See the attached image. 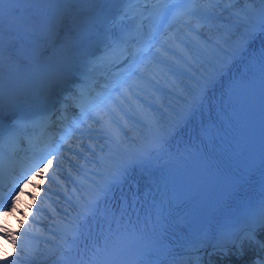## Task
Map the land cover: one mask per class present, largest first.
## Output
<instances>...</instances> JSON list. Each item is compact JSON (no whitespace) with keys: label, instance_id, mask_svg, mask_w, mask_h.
Here are the masks:
<instances>
[{"label":"snow or ice","instance_id":"6c2138e0","mask_svg":"<svg viewBox=\"0 0 264 264\" xmlns=\"http://www.w3.org/2000/svg\"><path fill=\"white\" fill-rule=\"evenodd\" d=\"M22 3L81 6L79 11L85 24L78 30V35L85 36L94 48L84 50L79 66L73 65L64 73L65 78H72L74 87L58 102L52 103L43 95V90L39 97L26 98L16 89L15 106L8 110L11 115L6 114L5 106L0 107V217H15L26 185L39 187L35 184L37 179L57 182L61 165L65 163L64 154H73L79 147L76 142L90 137L94 126L99 125L96 131L106 137L108 153L100 157V167L92 173L100 179L89 180L75 197L76 215L68 224L63 243L58 246L62 251L57 264H64L65 253L73 252L76 241L82 232L88 230L90 221L110 215L103 244L98 243L88 258L81 257L75 264H126L122 258L126 249L141 241L150 243L160 255L136 264H204L200 252L208 241L207 234L194 241L185 233L183 240L177 239L181 248L171 250L164 244L166 237L157 234L161 221L167 223L164 213L172 208L170 196L154 202L150 235L147 227L143 232L125 227L123 213L117 220L108 205L134 163L165 157L168 135L205 105L209 92L237 58L241 61L246 58L247 73L239 83L234 81L232 87L264 89V44H259L258 49L252 47L264 39V0H128L126 3L121 0H2L0 54L5 62V53L8 52L10 91L12 70L18 68L14 61L13 37L20 27L14 19L20 9L11 6ZM241 4L244 7H240ZM224 6H228L234 18V22L224 29L229 39L223 45L217 43L214 46L210 40L188 42L190 34L201 35V28L217 29L219 17L216 11ZM70 10L49 12L51 22L48 27L63 24ZM6 13L9 17L7 46ZM43 15L40 10H35L33 21L41 23ZM208 50L213 53L211 58L203 55ZM170 51L179 53L183 59L169 55ZM165 61H171L190 74L192 79L187 86L168 73ZM172 77L175 79H170ZM100 79L104 81L102 88ZM161 81L177 89L181 99L177 100L176 106H168L166 113L156 115L160 110L152 105H147L151 111L144 110L141 93L148 89L156 93L154 84ZM70 104L78 109L71 120L67 114ZM163 115L167 119H163ZM130 122L134 127L146 129L138 130V138L132 141L124 135ZM201 132L212 141V129L202 127ZM54 167L56 171L49 176L45 169ZM229 172L226 183L218 190L220 199L217 204L221 208L237 209L238 219L222 238L212 244V255L244 257L248 248H255L258 258L251 264H264V199L258 194L252 196L253 190L258 193L261 182L259 148L246 154L243 162L236 164L235 170L230 168ZM165 181L164 174L160 173L158 190ZM6 186L9 187L5 198ZM49 197H45V202ZM112 224L116 227L113 228ZM175 227L183 231L179 223ZM29 232L30 229L13 232L0 223V241L10 243L16 249L15 257L10 258L0 245V264H32L38 249L29 247ZM185 247L192 252L189 260L167 258L183 255ZM208 264H212L211 260Z\"/></svg>","mask_w":264,"mask_h":264},{"label":"bare ground","instance_id":"6f19581e","mask_svg":"<svg viewBox=\"0 0 264 264\" xmlns=\"http://www.w3.org/2000/svg\"><path fill=\"white\" fill-rule=\"evenodd\" d=\"M0 2H2V0H0ZM8 6H6L7 8ZM13 8H18L20 9V14L15 17V23L16 24H26V23H30V20L33 19V16L35 15V10H40L43 14L45 10L49 9L50 7L46 6V5H35V4H26V3H22V4H18V5H13L11 6ZM240 7H244L243 4L240 5ZM216 15L220 18L219 20L216 21V25H217V29L213 30V31H209L207 28H201L199 29L201 35L199 37H196L194 35H189V40L188 42H193V41H199L200 43H205L207 41H211L212 45L214 46L217 43H220L221 45H223L225 40L229 39V36L227 34V32L224 30L227 25L230 22H234V18L231 15V11L228 8V6H224L222 9L217 10L216 11ZM9 17L6 13L5 15V35L9 32ZM234 38V37H233ZM169 55H173L175 56L177 59L182 60L183 58L180 56L179 53H176L174 51H170ZM203 55L205 57L211 58V56L213 55V53L211 52V50L205 51L203 52ZM166 70L168 71V73L172 76H174L177 80L181 81L182 83L185 84V86H187V82L192 79V77L190 76L189 73L185 72L184 70H182L181 68H179L176 64L172 63L171 61H165L164 62ZM174 77L170 78V79H175ZM154 87H157V92L153 93L151 89H148L146 93H141V101L144 103V110L145 111H151V109L147 108V105H152L154 109H159L160 112L155 113L156 115H162L164 113H166L167 111H169L168 106L172 105V106H176L177 104V100L181 99L179 97V92L177 89L173 88V86L170 83H165L164 81H161L160 84H154ZM130 115H136L135 113H130ZM139 118V117H137ZM163 119H167L166 115H163ZM182 125V124H181ZM179 125V126H181ZM97 127H99V125H96ZM178 126V127H179ZM177 127V128H178ZM176 128V129H177ZM175 129V131H176ZM141 130L139 129V126H133L130 122L129 126L127 128H125L124 131V135L125 138L128 141H132L133 139H137V131ZM141 131H146V129H142ZM174 131V132H175ZM174 132H172L170 135H168L167 137V141L169 139L172 138V135L174 134ZM100 132H97V134H99ZM103 134V133H102ZM102 147L105 149L103 154L106 155L108 153V141L105 142V144H102ZM168 151V148H167ZM76 153V151H75ZM71 160H67V162H70ZM82 172H84V177H83V181L87 184L89 180H99L100 177L98 175H92V173L96 172V171H87V170H82ZM50 176V175H49ZM35 184L39 185V186H44L45 185V181H41V182H36ZM31 184L28 187L29 190H27L25 192V197L23 199V202H21L20 205H18V211L15 214V217L9 216L10 218L18 219L19 223L17 226L12 225V221L9 220V217L4 218V220L2 221V223L8 227L11 231L13 232H24L25 230H29L28 228V224H33L34 228H36L34 231H30L29 232V236L31 235L34 238H38L39 241H42L43 245L47 240H49V242H47V244H45L43 246V249L46 252V255L51 258V257H55L59 251L61 250L58 246L61 245L63 243V237L65 236L67 229H61V227L59 226H55L52 225V222H63L64 225L68 226L69 222L72 221V217L76 215V211H75V206H74V210H72V214L71 216H69V219H65L63 216H56V214H52L53 210L52 207L49 205L47 207L46 210L47 212H43L41 216L35 215V214H31L33 211L31 209V203L28 200V196L27 194L29 193L30 189H31ZM55 189H58V187H55ZM81 192V191H80ZM78 192V194L80 193ZM77 194V195H78ZM76 200V198H75ZM32 201H33V197H32ZM77 203V201H76ZM75 203V205H76ZM45 203L43 204H39V206H44ZM38 206V205H36ZM23 212V215H20V213ZM39 223H46L45 226H42L43 229H46L45 231H42L41 229H39L40 227L37 226V224ZM39 229V230H37ZM57 230L55 235H52L51 233L48 234L49 238H46L45 236H41L40 233L42 234V232L47 233L48 230ZM0 245L3 246L4 249H8V248H14L15 246L11 245L10 243H1ZM51 247L52 249L50 250ZM30 248L32 249H38L35 247H31L29 245ZM51 251V252H50ZM42 252V249H38L35 258L37 259H41L43 257L40 256V253ZM50 252V253H49ZM44 259V258H43ZM45 261H47L46 259H44Z\"/></svg>","mask_w":264,"mask_h":264}]
</instances>
